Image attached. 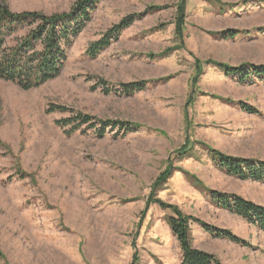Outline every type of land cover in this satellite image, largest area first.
Returning a JSON list of instances; mask_svg holds the SVG:
<instances>
[{"label":"rangeland","instance_id":"1","mask_svg":"<svg viewBox=\"0 0 264 264\" xmlns=\"http://www.w3.org/2000/svg\"><path fill=\"white\" fill-rule=\"evenodd\" d=\"M77 1L0 3L51 16ZM132 15L97 57L86 55ZM231 30L240 34L225 38ZM67 53L61 74L37 88L0 80V264H181L173 212L157 201L246 244L191 222L193 248L222 264H264V233L210 194L264 207V184L227 175L209 152L264 161L263 82L242 83L213 64L264 65V0H105ZM143 82L130 97L106 92ZM52 106L132 131L69 136L57 121L70 113Z\"/></svg>","mask_w":264,"mask_h":264},{"label":"trees","instance_id":"2","mask_svg":"<svg viewBox=\"0 0 264 264\" xmlns=\"http://www.w3.org/2000/svg\"><path fill=\"white\" fill-rule=\"evenodd\" d=\"M105 0H78L68 13L51 16L40 12H13L7 5L0 3V80L18 84L24 90L37 88L46 82L57 78L68 62V50L90 22L92 14ZM149 9L148 12H151ZM129 16L116 25L102 40L90 46L86 55L91 58L110 45L111 40L129 28L138 18ZM228 37L234 39L240 32L227 31ZM211 63V62H210ZM227 75H238L243 82L259 80L264 84V65L244 64L239 68H231L221 63H213ZM146 83L124 84L118 88L106 91L118 96L130 97L145 90ZM245 112L259 115L253 107L242 104ZM52 112H68L70 116L57 121L65 133L72 136L80 131L93 130L100 138L108 129H124L132 131V124L117 120L102 121L90 115L75 112L62 106H52ZM86 126L85 129L83 127ZM2 145L0 144V148ZM215 165L227 175L245 181H255L264 184V161L237 159L226 156L218 151L209 150ZM170 170L162 174L161 181L166 182ZM23 178V177H21ZM212 204L226 210L257 227L264 233V207L259 206L237 195H229L210 191ZM162 209L172 210L173 216L168 219V225L179 242L182 251L181 264H222L213 254L193 248L190 235L191 222L202 223L194 217L185 215L181 210L162 201L155 202ZM204 230L214 237L226 239L236 244L246 246L245 242L228 230L210 227L202 223ZM135 264L136 261H135Z\"/></svg>","mask_w":264,"mask_h":264}]
</instances>
